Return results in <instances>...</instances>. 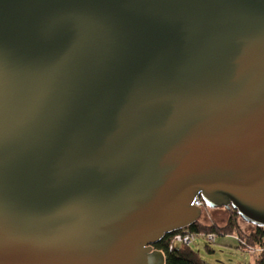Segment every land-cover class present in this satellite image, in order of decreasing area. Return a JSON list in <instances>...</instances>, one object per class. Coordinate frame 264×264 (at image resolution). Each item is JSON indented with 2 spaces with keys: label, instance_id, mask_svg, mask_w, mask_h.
Listing matches in <instances>:
<instances>
[{
  "label": "water",
  "instance_id": "water-1",
  "mask_svg": "<svg viewBox=\"0 0 264 264\" xmlns=\"http://www.w3.org/2000/svg\"><path fill=\"white\" fill-rule=\"evenodd\" d=\"M198 197L264 227V0H0V264H166Z\"/></svg>",
  "mask_w": 264,
  "mask_h": 264
},
{
  "label": "trees",
  "instance_id": "trees-1",
  "mask_svg": "<svg viewBox=\"0 0 264 264\" xmlns=\"http://www.w3.org/2000/svg\"><path fill=\"white\" fill-rule=\"evenodd\" d=\"M229 217L224 225L216 223L204 224L200 220L187 229L194 233H214L217 236H236L240 248L259 250L258 255L251 264H264V227L252 226V230L246 232L240 225V215L235 209H227ZM180 232V231H179ZM178 231L164 236L154 248L164 252L166 264H207L200 256L199 251L191 246L175 244L173 238ZM217 242V241H216Z\"/></svg>",
  "mask_w": 264,
  "mask_h": 264
},
{
  "label": "rangeland",
  "instance_id": "rangeland-1",
  "mask_svg": "<svg viewBox=\"0 0 264 264\" xmlns=\"http://www.w3.org/2000/svg\"><path fill=\"white\" fill-rule=\"evenodd\" d=\"M228 217L229 211L226 208L211 209L206 207L202 211L200 221L204 224L224 225ZM240 225L246 232L253 228L252 225L242 220H240ZM191 248L199 251L201 258L207 264H251L255 259L240 248L236 236H218L216 243L199 238L195 244L191 245Z\"/></svg>",
  "mask_w": 264,
  "mask_h": 264
},
{
  "label": "built area",
  "instance_id": "built-area-1",
  "mask_svg": "<svg viewBox=\"0 0 264 264\" xmlns=\"http://www.w3.org/2000/svg\"><path fill=\"white\" fill-rule=\"evenodd\" d=\"M194 205L199 208H205L204 201L200 197L196 198ZM199 238L205 239L210 243H216L218 236L214 233H194L189 231L187 228H184L180 230V232L178 231V233L175 234L173 242L175 244L191 246L192 244H195ZM236 238L238 239V237ZM244 251H247L248 254H250L254 258H256L259 253V250H254L250 248H246Z\"/></svg>",
  "mask_w": 264,
  "mask_h": 264
}]
</instances>
